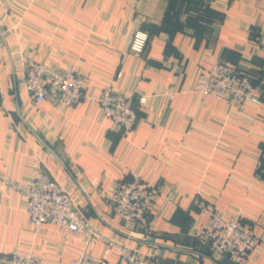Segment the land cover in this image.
I'll use <instances>...</instances> for the list:
<instances>
[{
    "label": "crops",
    "instance_id": "0c3cea01",
    "mask_svg": "<svg viewBox=\"0 0 264 264\" xmlns=\"http://www.w3.org/2000/svg\"><path fill=\"white\" fill-rule=\"evenodd\" d=\"M262 26L264 0H0V172L22 183L48 172L99 231L145 264H234L195 235L213 203L255 226L261 244L242 264H264ZM137 31L147 34L141 52L130 48ZM217 58L250 72L259 102L239 111L192 91ZM31 60L77 71L83 99L35 103L23 87ZM106 84L132 97L128 133L93 101ZM133 173L155 188L147 227L112 208L115 182ZM82 250L127 264L51 222L33 227L24 195L0 187L1 253L71 264Z\"/></svg>",
    "mask_w": 264,
    "mask_h": 264
},
{
    "label": "built area",
    "instance_id": "2783aa9c",
    "mask_svg": "<svg viewBox=\"0 0 264 264\" xmlns=\"http://www.w3.org/2000/svg\"><path fill=\"white\" fill-rule=\"evenodd\" d=\"M261 28L264 31V26ZM146 39V33L135 32L131 50L141 52ZM23 87L35 103L49 101L72 106L84 97V80L77 71L54 69L34 60L25 65ZM192 91L227 102L239 111H244L250 102H259L254 94L250 72L237 63L220 58L212 62L206 79L197 81ZM172 96L169 94L170 98ZM93 101L123 134L134 127L137 113L130 95L106 84ZM138 101L145 103L146 96H139ZM0 187L24 195L26 212L33 227L38 228L45 222H51L65 235L83 236L87 245H103L106 253H116L127 264H145L138 251L126 241L114 239L99 231L75 208L70 195L48 172L34 171L28 183L16 181L0 172ZM154 195L155 188L140 175L133 173L130 178L115 182L111 195L113 211L133 226L147 227L148 211ZM203 210L208 217L195 235L210 245L214 253L226 255L234 264H242L259 248L261 238L256 234L255 226L246 222L241 214H224L213 203H206ZM0 264L43 263L29 251L24 254L0 252ZM71 264H107V261L104 255L82 250L71 260Z\"/></svg>",
    "mask_w": 264,
    "mask_h": 264
}]
</instances>
